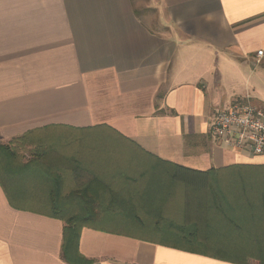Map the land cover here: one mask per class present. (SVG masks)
Instances as JSON below:
<instances>
[{"label": "crops", "instance_id": "crops-1", "mask_svg": "<svg viewBox=\"0 0 264 264\" xmlns=\"http://www.w3.org/2000/svg\"><path fill=\"white\" fill-rule=\"evenodd\" d=\"M137 2L0 0V144L31 133L61 138L66 148L92 142L82 156L39 158L52 166L46 179L74 181L88 164L89 197L117 187L124 196L144 179L136 202L160 174L125 172L115 185L101 164L150 154L198 171L264 165V155L227 148L211 133L220 110L241 100L264 106V0H146V13ZM112 149L122 150L120 160ZM205 202L190 208H202L201 241L215 243L205 231ZM26 203L11 206L0 182V264H69L61 257L65 224L46 215L50 200ZM114 204L104 211H126L123 201ZM79 253L92 264H232L91 228L81 233Z\"/></svg>", "mask_w": 264, "mask_h": 264}, {"label": "trees", "instance_id": "trees-1", "mask_svg": "<svg viewBox=\"0 0 264 264\" xmlns=\"http://www.w3.org/2000/svg\"><path fill=\"white\" fill-rule=\"evenodd\" d=\"M35 136L36 134L31 133L13 139L8 145L0 144V182L11 206L15 208H19L18 203L28 206L26 202L34 204L35 201L50 200L53 205L52 212L46 215L65 224L61 249V257L65 262L92 264V261L79 253V241L84 228L129 235L130 233L125 232L127 226L124 225L133 222L146 224L150 221L156 224L148 228L154 229L151 232L155 236L138 238L176 250L211 256L227 263L264 264V165L238 164L219 170L198 171L164 162L148 154L146 158L136 162L132 160V164L128 161L120 163L116 159L117 162L111 166L104 164L99 166L101 173L113 174L118 178V182H112L115 185L121 183L119 181L121 174L125 172L128 174L139 172L143 176L151 173L160 174L159 180H147L151 182H148L150 186L145 194L150 191L151 193L148 196H141L137 202L135 189L139 184L145 187L147 182L144 179L132 181L136 185L135 189L128 190L124 196L115 193V190L117 193L122 191L117 187L102 191L99 195L97 193L100 191L94 192L96 196L89 197L87 194L92 191V184L83 185L80 191L73 192L72 194L76 196H63L61 184L66 179L61 176L57 179L47 176L46 179L45 173L52 166L48 168L42 165L38 158L23 164L15 150L16 145ZM83 149L80 156L88 151L85 146ZM101 152L103 153L97 155L111 156L107 151L106 155L104 150ZM112 156L120 160L122 150L112 149ZM78 167L90 172L92 166L80 163ZM106 167L111 168L104 171ZM80 173L82 172L79 170L78 175ZM94 185L98 188L102 181H97ZM200 190L205 191V203L211 209L206 214L205 231L210 236V241L215 243H203L201 241L203 231L198 224L190 226L187 218L170 217V210L166 209L173 202V197L182 195L185 198L182 203L189 204L187 198L190 192ZM44 191H48L46 201L40 196ZM121 201L125 203L122 209L126 211L105 212L110 207H106L104 211L105 206L110 204L114 206L115 202ZM134 204L137 207H132ZM109 223H115L117 226L108 225ZM163 223H167L165 225L167 229H159ZM161 230L165 235L157 236V232ZM198 246L200 247L197 248ZM201 246L210 248L205 250Z\"/></svg>", "mask_w": 264, "mask_h": 264}, {"label": "rangeland", "instance_id": "rangeland-1", "mask_svg": "<svg viewBox=\"0 0 264 264\" xmlns=\"http://www.w3.org/2000/svg\"><path fill=\"white\" fill-rule=\"evenodd\" d=\"M143 1L146 0H138L137 4L139 6V10L144 11V13L146 12H150L151 10L145 9V3H143ZM70 136L73 137L72 134H68V137ZM77 138V137H76ZM31 139V140H30ZM30 139L28 138L27 140H25L23 143H20L18 145H16L15 150L17 151V153L19 154V156L21 157V162L23 164L28 163L29 161H33L36 158H43L45 159L46 157H51V158H56V157H60L63 156L61 155L63 154H70L72 151L74 153V151H78L80 153H83L82 151H84L83 147H90L91 145L94 146V143L90 142V144H88L89 141H86L85 144H83L82 142H79L81 149H79V144H73L72 146L66 148L64 147L65 145H63L62 139L61 138H32L30 137ZM60 146V148H55L54 146ZM38 147V149L36 148ZM96 148H98V145L95 146ZM93 151H98V150H93ZM48 154V155H47ZM244 154V153H243ZM38 155V156H36ZM252 156V155H251ZM249 155V157H251ZM64 157V156H63ZM80 170L79 175L74 176L76 178V180L74 181H70V182H63V184H61V191H62V195L63 196H68L71 195L73 192L77 191L78 189H81L83 185H86L88 183V181L91 179L92 175H90L89 172L81 170V168H78ZM52 190V189H51ZM49 191V190H48ZM48 191H44L40 196L41 198H43L44 200H46V195H48ZM202 191V190H200ZM51 192V191H50ZM201 194L199 195L198 192H194L193 194H198L199 197H194V198H187V200L189 201V204L186 203H182V201L185 200V198L182 197V195L177 196V197H173L172 198V203L170 205H168V210H170V217H177L179 219H183V218H187V221L189 223V225L194 226L193 224H198L200 229H203L204 225V220L201 218L203 215L200 214L201 213V209H196V210H191L190 206H199V204L197 203V200H199L200 198H205L203 193L205 194V192H200ZM201 196V197H200ZM34 203H40L42 204L41 200L40 201H35ZM204 204V203H203ZM98 205V204H96ZM35 208H39L38 204L34 205ZM188 207V208H187ZM187 208V210H186ZM40 209V208H39ZM158 214V213H157ZM164 214V213H163ZM166 218V217H165ZM111 221V220H110ZM167 223H163L162 226L159 229H167L168 227H166ZM108 225H114L117 226L115 223H109ZM126 225L132 226L131 228L129 226H127V230H125L126 233H130L133 236L136 237H147V236H155L152 235L151 230L154 229H148L151 226H156V224L151 223L150 221H148L146 224L143 223H128ZM125 226V225H124ZM129 234V235H130ZM165 235V233L162 232V230L160 232H157V236H163ZM200 246H198L197 248H199ZM202 249L205 250H209L208 246L204 247L201 246Z\"/></svg>", "mask_w": 264, "mask_h": 264}, {"label": "built area", "instance_id": "built-area-1", "mask_svg": "<svg viewBox=\"0 0 264 264\" xmlns=\"http://www.w3.org/2000/svg\"><path fill=\"white\" fill-rule=\"evenodd\" d=\"M257 55L262 59L263 51ZM211 133L227 148L252 156L264 155V106L241 100L220 110L213 120Z\"/></svg>", "mask_w": 264, "mask_h": 264}]
</instances>
